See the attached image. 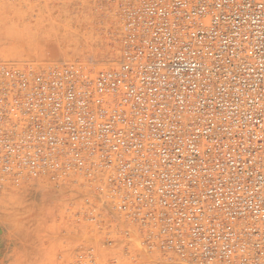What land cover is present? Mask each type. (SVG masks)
I'll return each instance as SVG.
<instances>
[{"label":"built area","instance_id":"built-area-1","mask_svg":"<svg viewBox=\"0 0 264 264\" xmlns=\"http://www.w3.org/2000/svg\"><path fill=\"white\" fill-rule=\"evenodd\" d=\"M122 16L116 67L0 65V175L103 181L167 264H264V0Z\"/></svg>","mask_w":264,"mask_h":264},{"label":"rangeland","instance_id":"rangeland-1","mask_svg":"<svg viewBox=\"0 0 264 264\" xmlns=\"http://www.w3.org/2000/svg\"><path fill=\"white\" fill-rule=\"evenodd\" d=\"M123 3L0 0V65L44 70L72 63L92 72L116 67L128 34ZM71 37L76 42L64 49ZM77 177L0 181V264H167L158 250L144 247V233L112 208L96 184Z\"/></svg>","mask_w":264,"mask_h":264},{"label":"bare ground","instance_id":"bare-ground-1","mask_svg":"<svg viewBox=\"0 0 264 264\" xmlns=\"http://www.w3.org/2000/svg\"><path fill=\"white\" fill-rule=\"evenodd\" d=\"M76 34V33H75ZM68 42V43H67ZM76 41H75V37H71L70 39H68V41H66V43L63 45V48L64 49H69L71 46H73V44L75 43ZM63 49V50H64ZM60 53V54H59ZM64 53L62 52V51H60V52H58V55H60V58H62L64 55H63ZM63 59V58H62ZM116 64V63H115ZM81 67V66H80ZM83 68V67H82ZM93 68V67H92ZM83 69H86L87 71H89V72H91V70L90 69H87L86 67L85 68H83ZM97 69H99V67L97 68ZM96 70V69H95ZM72 175H69V177H71ZM74 176V175H73ZM68 177V178H69ZM79 177V176H78ZM77 177V178H78ZM37 178H48L47 176H39V177H37ZM67 178V177H66ZM26 179H28V178H22V179H18V180H13V178L11 177V176H1L0 175V181H7V182H11V184H15V185H19V184H21L24 180H26ZM50 180H52L51 178H49ZM59 179H65V177L64 178H62V177H56L55 178V180H59ZM78 181H79V179H77ZM52 181H54V180H52ZM81 181V180H80ZM102 183H103V181H101ZM101 182L100 183H98V184H96L97 186H96V190H97V192L101 195V196H103L104 197V195H102L101 194V192H100V184H101ZM5 184V183H4ZM7 185V184H6ZM81 185V184H80ZM5 186V185H4ZM7 214V213H6ZM16 215V214H15ZM31 220V219H30ZM8 221V220H7ZM10 221V220H9ZM17 222V221H16ZM35 223V222H34ZM66 226V225H65ZM15 229V228H14ZM73 231V230H72ZM71 232V231H70ZM84 235V234H83ZM37 236V235H36ZM38 237V236H37ZM68 237V236H67ZM74 238V237H73ZM72 239V238H71ZM84 239V238H83ZM70 240V239H69ZM80 242V241H79ZM82 243V242H81ZM60 246V245H59ZM75 246V245H74ZM77 246V245H76ZM67 247V246H66ZM73 249V248H72ZM70 250V249H69ZM69 253V252H68ZM81 255V254H80ZM78 256V255H77ZM71 257V256H70ZM80 257V256H79ZM57 258V257H56ZM72 258V257H71ZM90 258V257H89ZM66 259V258H65ZM80 259V258H79ZM80 261H81V259H80ZM61 263V262H60ZM71 263V262H70ZM53 264V263H52Z\"/></svg>","mask_w":264,"mask_h":264}]
</instances>
